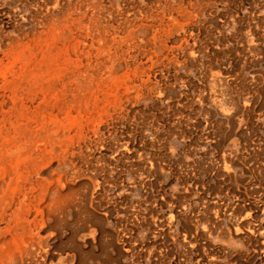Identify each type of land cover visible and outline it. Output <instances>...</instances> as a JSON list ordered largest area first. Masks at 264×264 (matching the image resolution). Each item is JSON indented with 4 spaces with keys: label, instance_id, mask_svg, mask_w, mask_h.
<instances>
[{
    "label": "rangeland",
    "instance_id": "rangeland-1",
    "mask_svg": "<svg viewBox=\"0 0 264 264\" xmlns=\"http://www.w3.org/2000/svg\"><path fill=\"white\" fill-rule=\"evenodd\" d=\"M0 264H264V0H0Z\"/></svg>",
    "mask_w": 264,
    "mask_h": 264
}]
</instances>
